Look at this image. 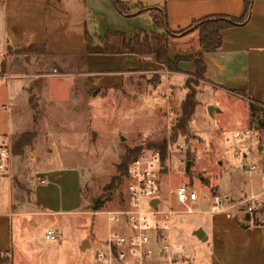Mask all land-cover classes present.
<instances>
[{"label": "crops", "instance_id": "obj_1", "mask_svg": "<svg viewBox=\"0 0 264 264\" xmlns=\"http://www.w3.org/2000/svg\"><path fill=\"white\" fill-rule=\"evenodd\" d=\"M121 1L125 11L113 0H0V86L5 84L8 90L14 80L24 87L37 76L67 74L82 78V88L92 97L129 87L139 105H151L155 113L159 111L154 124L165 127L168 108L174 109L178 117L181 115V104L189 91L185 84L193 79L198 81L193 116L198 107L202 112L203 104L207 107L214 103L217 95L244 104L252 124L255 115L264 116V0L252 1L246 22L222 30L219 50L202 52L206 65L203 78L195 75V59L201 51L199 32L179 34L180 31L208 16L240 17L245 0ZM145 8L164 13L165 26H156L152 13ZM140 30L167 35L170 59H180L176 70L168 69L153 56L104 52L102 37L106 33L121 32L132 39ZM39 61L71 69L25 70ZM135 78L145 82H135ZM215 110L216 106H209V114ZM193 116L187 133L193 131ZM263 123L264 117L259 118L254 127L264 131ZM12 175L11 163L10 175L0 179V264H12L14 217L20 218L21 226L24 217H32L28 225H36L37 217L63 213L62 205L73 213H82L86 178L80 168L47 167L38 175L43 183L37 177L26 187L18 180L21 191L29 193L26 202L19 195L15 198ZM253 192L256 191L243 197ZM203 213L210 216L208 229L199 228L203 230L202 239L195 235L201 253L183 252L188 257L183 264H264V221L239 218L232 211L211 213L206 209ZM86 238L87 246L82 250L92 245L99 247L104 239L93 233Z\"/></svg>", "mask_w": 264, "mask_h": 264}, {"label": "rangeland", "instance_id": "obj_2", "mask_svg": "<svg viewBox=\"0 0 264 264\" xmlns=\"http://www.w3.org/2000/svg\"><path fill=\"white\" fill-rule=\"evenodd\" d=\"M41 61L27 65L25 70L32 73L71 69ZM81 79L75 75L47 74L31 78L24 87L17 80L8 90L5 84L0 86V135L9 133L13 148L22 133L34 134L21 154L12 149L15 198L19 195L26 202L29 196L21 191L18 180L26 187L28 182L41 177L39 173L47 167L75 166L86 178L82 213H73L62 205L63 213L37 217L36 225H28L32 217H24L21 226L20 218L14 217L12 264H99L95 246L87 250L81 246L92 233L94 237L105 238L112 226L104 212L124 207L125 177L117 180L121 158L128 149L146 146L166 136L168 117L165 127L159 122L154 124L153 118H157L159 111L155 113L151 105H139L129 87L126 91L92 97L82 88ZM134 81L145 82L138 78ZM205 105L202 112L198 107L193 116L190 125L193 131L177 138L185 140V149L171 155L161 175V206H170L174 211L169 233L180 262L188 259L183 252L201 253L194 230L208 229L206 222L210 215L185 212L186 207L175 198L178 186L190 185L219 194L230 202L239 201L249 191L262 189L260 174L250 173L245 166L259 163L264 170V131L254 127L257 119L264 116L255 115L252 124L245 105L223 95H217L211 103L217 108L211 114V105ZM187 161H191L188 172ZM209 205L210 202L205 203L203 208L208 209ZM232 211L239 218L245 215L241 205ZM260 217L264 219V213ZM48 230L59 236L46 239Z\"/></svg>", "mask_w": 264, "mask_h": 264}, {"label": "built area", "instance_id": "obj_3", "mask_svg": "<svg viewBox=\"0 0 264 264\" xmlns=\"http://www.w3.org/2000/svg\"><path fill=\"white\" fill-rule=\"evenodd\" d=\"M167 133L165 152L161 148H146L132 159L125 177L124 207L120 210L105 211L112 226L102 244L96 247L99 264H183L174 254L169 233L174 211L172 207L161 205V175L164 174L171 155L185 149L182 139H173L178 116L172 108L167 109ZM253 134V130L251 131ZM241 136L240 132H236ZM261 153V152H260ZM12 143L10 134L0 135V179L11 173ZM250 173L259 172L263 178L262 189L230 202L219 194L199 188L180 185L175 190L178 203L186 207L187 213H203L205 203L211 213L232 211L241 205L244 213L261 215L264 213V170L261 164L250 162L245 166ZM43 183L44 180L38 177ZM160 201L153 206L152 200ZM233 212V211H232ZM59 236L54 230L46 233V239Z\"/></svg>", "mask_w": 264, "mask_h": 264}, {"label": "trees", "instance_id": "obj_4", "mask_svg": "<svg viewBox=\"0 0 264 264\" xmlns=\"http://www.w3.org/2000/svg\"><path fill=\"white\" fill-rule=\"evenodd\" d=\"M252 1L253 0H245L244 13L240 17L217 15L208 16L195 21L188 29L180 31L179 34L195 30L199 32V44L201 51L199 53L200 55L195 59L197 68L195 75L197 77L203 78L206 70V65L201 56L202 52L216 51L222 47V30L246 22L250 15ZM113 2L114 5L121 11H125V4L121 0H113ZM145 9L152 13L156 26H165L166 22L164 13L152 8ZM166 40L167 35H161L154 32L150 33L143 30L138 31V33L132 39H128L124 33L115 31H110L102 37L105 53H133L139 56H153L157 62L164 64L168 69L176 70L178 68V62L180 59L177 58L175 61L170 59V49ZM197 85L198 81L193 79H188L185 84L189 91L181 104V115L177 118L174 128L175 132L173 133L174 140H176L180 135L186 136L188 134L187 125L195 112ZM33 138L34 134L30 131L22 133L12 148L14 153L21 154L23 148L30 145ZM144 146L131 148L126 151V153L121 158V163L117 167V170L120 173V176L117 177V180L122 181L121 179L126 177L130 162L142 150L146 148L158 147L161 148L163 152H165L166 139L163 138L158 142L147 143L146 146ZM244 219L253 220L255 223H259V220H262V217H260V215H251L245 213ZM4 264L6 263L4 262Z\"/></svg>", "mask_w": 264, "mask_h": 264}, {"label": "water", "instance_id": "obj_5", "mask_svg": "<svg viewBox=\"0 0 264 264\" xmlns=\"http://www.w3.org/2000/svg\"><path fill=\"white\" fill-rule=\"evenodd\" d=\"M260 149H261V147H259V150H260ZM190 166H191V161H187V164H186V171H187V172L189 171ZM159 201H160L159 198H155V199H153V200H152V204H153V206L156 207V205L158 204ZM194 234H195L198 238L202 239L203 230H202V229H198V230H196V231L194 232ZM204 239H205V238H204ZM86 244H87V241L84 240L83 243H82V247H81V248L84 249L83 247H84V245H86Z\"/></svg>", "mask_w": 264, "mask_h": 264}]
</instances>
